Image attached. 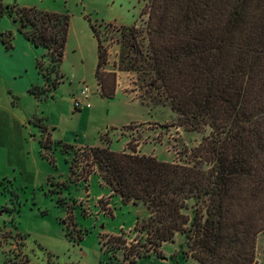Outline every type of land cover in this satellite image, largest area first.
Returning a JSON list of instances; mask_svg holds the SVG:
<instances>
[{
    "label": "trees",
    "instance_id": "trees-1",
    "mask_svg": "<svg viewBox=\"0 0 264 264\" xmlns=\"http://www.w3.org/2000/svg\"><path fill=\"white\" fill-rule=\"evenodd\" d=\"M143 15L145 26H91L99 92L113 96L117 72L135 73L142 87L155 91L152 99L164 100L178 126L197 132L208 128L209 133L187 148L188 160L182 163L135 153L136 146L118 152L108 146L65 145L74 154L62 184L86 182L89 173H96L123 203L145 207L146 217L137 218L133 227L140 235L135 241L144 242L127 246L120 232L101 243L111 264L119 251L120 264L159 255L160 246L177 233L185 237V256L198 264H256V236L264 231V135H251L264 128V99L246 96L262 72L264 0H147ZM4 16L18 20V31L44 50L36 63L45 81L58 72L68 15L0 3V18ZM102 32L114 33L121 49L107 70ZM9 35H0L7 49ZM56 80L29 91L47 97ZM59 203L68 211L81 204L65 198ZM69 224L66 235L75 238V230L81 240L85 232L73 221Z\"/></svg>",
    "mask_w": 264,
    "mask_h": 264
},
{
    "label": "rangeland",
    "instance_id": "rangeland-1",
    "mask_svg": "<svg viewBox=\"0 0 264 264\" xmlns=\"http://www.w3.org/2000/svg\"><path fill=\"white\" fill-rule=\"evenodd\" d=\"M146 2L0 0L3 5L69 17L65 55L58 72L46 76L48 81L36 63L44 50L28 44L18 31V20L0 18V35L10 33L11 44L7 49L0 41V68L5 75V79L0 77V264H111L109 254L101 247L107 235L124 232L127 246L144 242L135 241L140 235L133 230L137 218L147 215L143 205L123 203L96 173L86 182L63 186L74 154L73 148L65 145L108 146L118 152H130L136 146L135 153L182 163L188 160L187 148L198 145L208 135V128L197 132L178 126L164 100L152 99L155 91L142 87L135 73L117 72L113 96L101 95L98 90L94 73L97 41L91 26H145L147 16L141 13ZM101 35L108 58L103 70H107L118 61L121 49L114 33ZM18 38L27 44L29 52L16 43ZM20 65L23 67L19 71ZM261 66L262 72L247 99H264V57ZM52 80L57 84L47 97L29 91ZM84 87L88 88L90 107L75 109L73 100ZM263 135L264 128L260 127L251 136ZM59 198L81 204L68 211ZM106 202L109 210L103 212ZM70 220L85 232L81 240L76 239L75 230V238L66 235L68 225L72 229ZM185 250V237L177 233L172 242L160 246L159 255L137 258L134 264H198L185 256ZM121 252L116 256L123 263ZM255 260L256 264H264V231L256 236ZM118 261L113 259V264H120Z\"/></svg>",
    "mask_w": 264,
    "mask_h": 264
},
{
    "label": "built area",
    "instance_id": "built-area-1",
    "mask_svg": "<svg viewBox=\"0 0 264 264\" xmlns=\"http://www.w3.org/2000/svg\"><path fill=\"white\" fill-rule=\"evenodd\" d=\"M80 96L83 98V100L81 99ZM73 105H74L75 109H79V108L81 109L84 107L89 108L90 107V103L88 101V88L87 87H84L80 90L78 98H74V100H73ZM130 152H132V151H130ZM91 174L92 173L88 174V176H87L88 179H89ZM86 192H88V190H86ZM101 207H103V206H101ZM108 207H109V205L106 204V206L103 207L102 211L105 212L106 210H109Z\"/></svg>",
    "mask_w": 264,
    "mask_h": 264
},
{
    "label": "crops",
    "instance_id": "crops-1",
    "mask_svg": "<svg viewBox=\"0 0 264 264\" xmlns=\"http://www.w3.org/2000/svg\"><path fill=\"white\" fill-rule=\"evenodd\" d=\"M28 41V40H27ZM16 43H18L20 46H21V48H22V50H26V51H28L29 52V47L27 46V44L26 43H24L20 38H18L17 39V42ZM16 43H15V45H16ZM28 44L31 46V44L28 42ZM35 48V47H34ZM7 50V49H6ZM16 53H14V55H15ZM23 66L22 65H20V66H18V70L20 71V70H22L21 68H22ZM26 66H24V68H25ZM0 77H2L3 79H5V75H4V73H3V71L1 70V68H0ZM46 84V83H45ZM44 84V85H45ZM43 85V86H44Z\"/></svg>",
    "mask_w": 264,
    "mask_h": 264
}]
</instances>
